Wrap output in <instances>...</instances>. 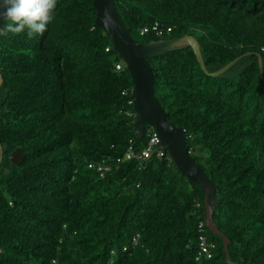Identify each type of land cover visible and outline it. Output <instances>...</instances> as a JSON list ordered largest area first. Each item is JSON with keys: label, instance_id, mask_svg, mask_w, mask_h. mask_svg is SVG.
I'll use <instances>...</instances> for the list:
<instances>
[{"label": "trees", "instance_id": "trees-1", "mask_svg": "<svg viewBox=\"0 0 264 264\" xmlns=\"http://www.w3.org/2000/svg\"><path fill=\"white\" fill-rule=\"evenodd\" d=\"M113 1L136 41L193 35L209 72L249 53L217 76L191 47L147 62L167 119L214 183L230 260L264 264V0ZM92 3L57 0L43 35L0 29V264H229L205 226L213 256L195 259L201 186L166 154L125 159L151 126L138 138L129 73ZM15 148L20 165L8 159ZM98 161L103 176L88 167Z\"/></svg>", "mask_w": 264, "mask_h": 264}, {"label": "water", "instance_id": "water-1", "mask_svg": "<svg viewBox=\"0 0 264 264\" xmlns=\"http://www.w3.org/2000/svg\"><path fill=\"white\" fill-rule=\"evenodd\" d=\"M93 8L96 12L95 25L102 28L112 41L113 51L117 54L129 73L132 82V120L133 127L138 132V138L143 136V125L153 127L159 137L158 148L166 152L174 163L176 169L189 181L198 183L203 193V215L206 229L215 235L222 237L223 251L229 264H235L229 258V239L216 226L213 215L217 206L215 186L207 176L203 168L197 164L187 149L188 134L182 127L170 122L165 111L154 94V79L152 67L147 58L163 55L169 51L191 47L201 69L210 76H217L226 71L246 52L227 62L219 69L209 72L203 60L200 45L197 39L191 34H184L173 38L151 39L148 42L136 41L130 28L124 26L123 21L114 5L113 0H93ZM3 21H0V29ZM258 58L259 73L262 76V57ZM2 76L0 74V84ZM20 148H15L8 156L11 163L20 165L25 156ZM2 161V148L0 146V163Z\"/></svg>", "mask_w": 264, "mask_h": 264}, {"label": "clouds", "instance_id": "clouds-1", "mask_svg": "<svg viewBox=\"0 0 264 264\" xmlns=\"http://www.w3.org/2000/svg\"><path fill=\"white\" fill-rule=\"evenodd\" d=\"M57 0H0L3 31L18 34L27 30L32 36L43 33L55 16Z\"/></svg>", "mask_w": 264, "mask_h": 264}, {"label": "built area", "instance_id": "built-area-1", "mask_svg": "<svg viewBox=\"0 0 264 264\" xmlns=\"http://www.w3.org/2000/svg\"><path fill=\"white\" fill-rule=\"evenodd\" d=\"M152 30L156 32L157 35H161L163 30L158 28L157 23H155L152 27ZM149 30L148 27L141 29L140 33L143 34ZM167 31H170V28H167ZM264 51V47L261 48ZM108 50V48H106ZM123 64V63H122ZM124 65V64H123ZM116 69H121L122 65L120 63L116 64ZM149 138L145 147L140 149L139 151H134L131 147L125 153V159H132L136 158L139 160L148 159L151 155L155 154L157 157H162L165 154L169 158L168 154L158 148L159 137L157 133L154 131L153 127L148 129ZM170 159V158H169ZM171 160V159H170ZM89 168L96 169L103 176L107 171H109L110 167L105 161H98V162H89ZM204 221H200L197 225V229L199 232L197 238V253L195 256L196 261L200 262L203 259H210L213 256V249L215 245L213 242L209 241L207 236L204 234ZM138 235L132 238V243L137 244Z\"/></svg>", "mask_w": 264, "mask_h": 264}, {"label": "rangeland", "instance_id": "rangeland-1", "mask_svg": "<svg viewBox=\"0 0 264 264\" xmlns=\"http://www.w3.org/2000/svg\"><path fill=\"white\" fill-rule=\"evenodd\" d=\"M241 65H235L233 68H231L230 70H228L225 75L227 76H235L238 72V70L240 69Z\"/></svg>", "mask_w": 264, "mask_h": 264}]
</instances>
